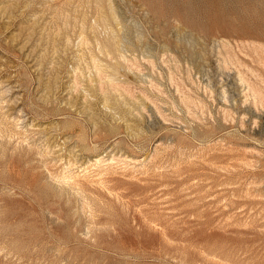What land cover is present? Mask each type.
Returning <instances> with one entry per match:
<instances>
[{
    "label": "rangeland",
    "instance_id": "rangeland-1",
    "mask_svg": "<svg viewBox=\"0 0 264 264\" xmlns=\"http://www.w3.org/2000/svg\"><path fill=\"white\" fill-rule=\"evenodd\" d=\"M0 264H264V0H0Z\"/></svg>",
    "mask_w": 264,
    "mask_h": 264
},
{
    "label": "bare ground",
    "instance_id": "bare-ground-1",
    "mask_svg": "<svg viewBox=\"0 0 264 264\" xmlns=\"http://www.w3.org/2000/svg\"><path fill=\"white\" fill-rule=\"evenodd\" d=\"M160 3H161V2H160ZM189 9H191V8L189 7ZM178 13H179V12H178ZM177 15H178V14H176V18H177ZM178 17H180V16L178 15ZM176 20H177V19H176ZM174 21H175V20H174ZM179 21H181V20H179ZM235 21H236V19H235ZM235 21H234V22H235ZM228 22H230V21L228 20ZM221 23H222V22H221ZM237 23H238V22H237ZM237 23H236V24H237ZM222 24H223V23H222ZM224 24H225V23H224ZM210 25H211V24H210ZM183 26H184V25H183ZM224 26H225V25H224ZM230 26H231V25H230ZM243 26H244V25H243ZM196 27H197V26H196ZM214 27H216V26H214ZM225 27H226V26H225ZM225 27H224V28H225ZM234 27H235V26H234ZM234 27H233V28H234ZM237 27H239V25H238ZM251 27H252V26H251ZM229 28H230V27H229ZM235 29H237V28H235ZM223 30H224V29H223ZM213 31H214V30H213ZM216 31H217V29H216ZM216 31H215V32H216ZM244 31H245V30H244ZM215 32H214V33H215ZM245 32H246V31H245ZM217 33H218V32H217ZM254 33H255V32H254ZM166 47H167V45H166ZM168 48H169V47H168ZM98 164H99V163H98Z\"/></svg>",
    "mask_w": 264,
    "mask_h": 264
}]
</instances>
